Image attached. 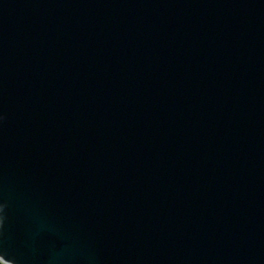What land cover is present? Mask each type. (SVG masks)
<instances>
[{
    "label": "water",
    "instance_id": "95a60500",
    "mask_svg": "<svg viewBox=\"0 0 264 264\" xmlns=\"http://www.w3.org/2000/svg\"><path fill=\"white\" fill-rule=\"evenodd\" d=\"M0 264H264V0H0Z\"/></svg>",
    "mask_w": 264,
    "mask_h": 264
}]
</instances>
